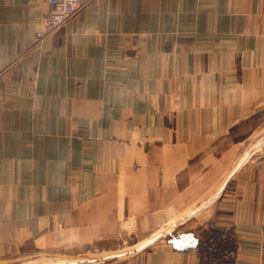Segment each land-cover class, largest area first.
<instances>
[{"label": "crops", "instance_id": "obj_1", "mask_svg": "<svg viewBox=\"0 0 264 264\" xmlns=\"http://www.w3.org/2000/svg\"><path fill=\"white\" fill-rule=\"evenodd\" d=\"M48 10L0 0V264H264V150L204 166L264 111V0H94L38 43Z\"/></svg>", "mask_w": 264, "mask_h": 264}, {"label": "rangeland", "instance_id": "obj_2", "mask_svg": "<svg viewBox=\"0 0 264 264\" xmlns=\"http://www.w3.org/2000/svg\"><path fill=\"white\" fill-rule=\"evenodd\" d=\"M72 19H70V20H72ZM64 26L61 27V29L64 28ZM35 35H37V33ZM255 118H259V119L258 120L254 119L251 122H242L241 124H239L236 127L235 132L232 134V136H236V138H234V140L228 141V143L225 146L222 145L220 150L221 151L223 150L224 153H222L219 156L221 159L220 163L218 160H216V161L214 160L215 157H213V161H211V159H209L208 161L207 160L205 161L204 166H207L210 164V165H214L211 168H216V167L218 168L219 173H220V180L223 179V177L230 170H233L236 174V171H238V169L241 167V165L244 164V162H246L247 160L248 161L251 160L253 157L260 154L264 150V122H263L264 111L261 112L260 116H256ZM251 146H252V148H250ZM249 148H250V150L246 155V157L248 156L249 159L247 158V160L245 161L246 157L242 159V156ZM210 157H212V156H210ZM239 161H240V163L238 164ZM187 224L188 223H185L184 225L180 226L179 228L183 229L187 226ZM170 234H173V232L168 231V233H166V235L162 236L161 238H166ZM205 237L206 238L202 241V244H204L205 246H209V247L215 246L216 247L220 244H223V242H224L223 241L224 239H222V236H218L215 234H206ZM223 237H225V236H223ZM228 237H230V236L228 235ZM225 239H227V238H225ZM139 245H140L139 243L137 244V243H129L128 242L127 248H125V249L122 248V249H120L116 252H113V253L125 254V256H126L127 254H130L131 252H133L132 250L137 248ZM88 253L90 254V252H88ZM93 256H94L93 258H96V257H98V254H95ZM59 258L68 259V252H61L59 254ZM122 258H123V255L115 256V260H119ZM236 261H234V263Z\"/></svg>", "mask_w": 264, "mask_h": 264}, {"label": "built area", "instance_id": "obj_3", "mask_svg": "<svg viewBox=\"0 0 264 264\" xmlns=\"http://www.w3.org/2000/svg\"><path fill=\"white\" fill-rule=\"evenodd\" d=\"M31 4H46L49 6L44 17V29L37 32L36 38L39 43L45 36L58 32L70 19L78 14L85 6L94 0H28ZM218 250L217 253L224 255L231 263L238 257L236 248Z\"/></svg>", "mask_w": 264, "mask_h": 264}]
</instances>
